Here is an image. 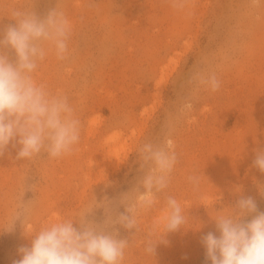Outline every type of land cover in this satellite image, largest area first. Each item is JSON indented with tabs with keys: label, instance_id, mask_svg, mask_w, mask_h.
<instances>
[{
	"label": "rangeland",
	"instance_id": "374dc122",
	"mask_svg": "<svg viewBox=\"0 0 264 264\" xmlns=\"http://www.w3.org/2000/svg\"><path fill=\"white\" fill-rule=\"evenodd\" d=\"M54 8L71 25L66 58L45 44L33 77L68 97L80 138L58 158L42 150L16 160L18 145L0 156V264L22 258L27 235L46 224L79 228L92 209L87 219L103 224L114 214L105 198L125 213L120 202L147 171L140 148L168 139L178 158L168 187L136 212L137 229L108 231L129 240L122 264H211L201 238L219 235L214 218L241 196L264 211V173L253 165L264 149V0H0V30L15 23L13 10L44 18ZM212 74L216 91L201 82ZM169 196L186 223L164 235Z\"/></svg>",
	"mask_w": 264,
	"mask_h": 264
},
{
	"label": "clouds",
	"instance_id": "9594fccd",
	"mask_svg": "<svg viewBox=\"0 0 264 264\" xmlns=\"http://www.w3.org/2000/svg\"><path fill=\"white\" fill-rule=\"evenodd\" d=\"M11 15L15 23L0 30V156L9 145L19 146L16 160L30 159L42 150L50 158L69 154L80 138L79 120L73 115L68 97L51 94L45 85L36 82L33 73L47 55L45 44L52 46L58 59L66 58L70 22L56 8L44 18L24 10H13ZM201 82L212 91L220 87L215 74ZM139 153L140 168L147 171L120 202L125 205V213L116 215L117 205L105 198L102 206L113 208L114 214L103 224L87 219L93 209L79 219V228L74 227L72 219L46 224L27 235L32 238L31 246L20 247L22 258L13 264H122L129 240L117 238L118 232L108 231L109 226L137 229L136 212L154 205L156 193L168 187L178 159L170 139L160 144L145 143ZM253 165L264 173V149L256 151ZM188 179L199 183L198 176ZM262 188L264 185L259 189L264 194ZM166 208L164 235L186 223L174 197H167ZM29 210L27 203L22 204L13 222L16 224ZM214 220L219 235L208 232L201 238L206 260L211 264H264V211H258L253 197L241 196L233 208ZM156 243L148 240L145 251L154 255Z\"/></svg>",
	"mask_w": 264,
	"mask_h": 264
}]
</instances>
